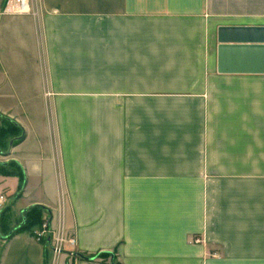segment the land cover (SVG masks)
Wrapping results in <instances>:
<instances>
[{
	"label": "crops",
	"instance_id": "crops-1",
	"mask_svg": "<svg viewBox=\"0 0 264 264\" xmlns=\"http://www.w3.org/2000/svg\"><path fill=\"white\" fill-rule=\"evenodd\" d=\"M38 3L0 16L14 218L62 220L77 243L57 264H264V74L217 70L219 27L264 26V0ZM46 250L0 236V264Z\"/></svg>",
	"mask_w": 264,
	"mask_h": 264
},
{
	"label": "water",
	"instance_id": "water-1",
	"mask_svg": "<svg viewBox=\"0 0 264 264\" xmlns=\"http://www.w3.org/2000/svg\"><path fill=\"white\" fill-rule=\"evenodd\" d=\"M218 42L219 73L264 74V26H220Z\"/></svg>",
	"mask_w": 264,
	"mask_h": 264
},
{
	"label": "trees",
	"instance_id": "trees-1",
	"mask_svg": "<svg viewBox=\"0 0 264 264\" xmlns=\"http://www.w3.org/2000/svg\"><path fill=\"white\" fill-rule=\"evenodd\" d=\"M21 136L22 128L20 125L13 119L0 113V155L8 154L10 142L14 140L13 145H16L21 140ZM17 137H20V139ZM0 174L5 176H17L20 177V179L23 178L22 167L15 160L0 162ZM14 197L15 196H12V198ZM11 204L10 202L0 210V236L10 238L24 231L35 236V231L41 228L46 219L45 213H48L49 209L42 205H33L22 212L19 217L21 218L19 224L14 225L15 222ZM41 241L49 244L51 249V240L48 237L43 238ZM46 251L45 264H50L49 250Z\"/></svg>",
	"mask_w": 264,
	"mask_h": 264
},
{
	"label": "built area",
	"instance_id": "built-area-1",
	"mask_svg": "<svg viewBox=\"0 0 264 264\" xmlns=\"http://www.w3.org/2000/svg\"><path fill=\"white\" fill-rule=\"evenodd\" d=\"M39 12L38 0H5L4 5L0 4V16L3 13H30L37 19L39 17ZM5 206L6 197L4 195H0V210ZM35 237L38 241H41L45 237H48L51 240L53 259L50 264H57L59 255L64 253L69 246H74L77 243L76 237L67 234L61 219L59 220L56 228H53L48 219H46L41 228L35 231ZM194 241L201 242L202 239L196 237Z\"/></svg>",
	"mask_w": 264,
	"mask_h": 264
},
{
	"label": "rangeland",
	"instance_id": "rangeland-1",
	"mask_svg": "<svg viewBox=\"0 0 264 264\" xmlns=\"http://www.w3.org/2000/svg\"><path fill=\"white\" fill-rule=\"evenodd\" d=\"M47 92H46V95L47 94H50V92L48 91V90H46ZM48 96V95H47ZM51 103L48 101V99H47V112H46V115H45V120H46V122L52 127V125H53V122L51 121V119H52V114H51V111H50V108H51V105H50ZM51 131H52V128H51ZM10 149H11V147H10ZM10 149H9V151H10ZM7 157V154H1L0 155V162H6V160H5V158ZM4 195V194H3ZM5 196V195H4ZM6 197V196H5ZM13 198L12 197H10V202L13 204ZM7 204H9V203H6V205ZM12 204H11V206H12ZM11 208H13V207H11ZM20 219L21 218H19V216L18 217H15L14 218V222H15V224L14 225H17V224H19V221H20Z\"/></svg>",
	"mask_w": 264,
	"mask_h": 264
}]
</instances>
